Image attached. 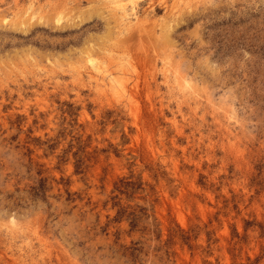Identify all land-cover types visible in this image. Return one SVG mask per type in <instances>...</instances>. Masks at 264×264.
I'll return each mask as SVG.
<instances>
[{
	"label": "rangeland",
	"instance_id": "obj_1",
	"mask_svg": "<svg viewBox=\"0 0 264 264\" xmlns=\"http://www.w3.org/2000/svg\"><path fill=\"white\" fill-rule=\"evenodd\" d=\"M124 1L0 0V264H264V0Z\"/></svg>",
	"mask_w": 264,
	"mask_h": 264
},
{
	"label": "bare ground",
	"instance_id": "obj_2",
	"mask_svg": "<svg viewBox=\"0 0 264 264\" xmlns=\"http://www.w3.org/2000/svg\"><path fill=\"white\" fill-rule=\"evenodd\" d=\"M111 7H112V10H113V12H114V14H115V16L120 20V22H125V20H126V17L129 15L128 14V12L129 11H134V6H131L129 9L127 8V6H126V4H125V1L124 0H111ZM31 7V6H30ZM30 7L28 8V10L30 9ZM27 10V11H28ZM28 13V12H27ZM31 14H32V12H31ZM134 14V13H133ZM131 16V15H130ZM34 18V15L32 14V16L30 17V20L31 19H33ZM132 18H134V17H132ZM131 18V19H132ZM136 18V17H135ZM135 18H134V20H135ZM5 19V18H4ZM9 21V20H8ZM23 21V20H22ZM59 21V20H58ZM120 22H118L119 24H120ZM133 22V21H132ZM8 22L6 21L5 22V24H7ZM126 23H128L127 21H126ZM20 24V23H19ZM121 25V24H120ZM125 25V24H124ZM132 25V24H131ZM127 26V25H126ZM130 26V25H129ZM131 27V26H130ZM124 29H125V31H126V27L124 26ZM121 30V29H120ZM127 30H128V26H127ZM169 30H170V26L169 27H167V32H169ZM121 32V31H120ZM171 32V31H170ZM89 62H90V64L91 65H93L94 64V61H93V58H89ZM165 76H167V75H165ZM168 77V76H167ZM179 86V85H178ZM184 86V85H183ZM124 87H126V86H124ZM186 87V86H185Z\"/></svg>",
	"mask_w": 264,
	"mask_h": 264
}]
</instances>
